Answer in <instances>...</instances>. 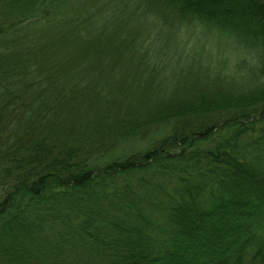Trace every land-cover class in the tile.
<instances>
[{
  "label": "trees",
  "instance_id": "16d2710c",
  "mask_svg": "<svg viewBox=\"0 0 264 264\" xmlns=\"http://www.w3.org/2000/svg\"><path fill=\"white\" fill-rule=\"evenodd\" d=\"M75 1L0 0V264H264V0Z\"/></svg>",
  "mask_w": 264,
  "mask_h": 264
},
{
  "label": "rangeland",
  "instance_id": "374dc122",
  "mask_svg": "<svg viewBox=\"0 0 264 264\" xmlns=\"http://www.w3.org/2000/svg\"><path fill=\"white\" fill-rule=\"evenodd\" d=\"M78 1L79 0H76L75 2H78ZM85 7H86L85 9H87V13H95L94 10H93L94 7H95V3H87ZM209 39H210V41L212 43H214V45L218 44L219 48L221 47L222 49H224L225 44H224L223 39L220 40L219 42H218V40H217V38L215 36L209 37ZM203 44H204V40L203 39L198 41V46L199 47H202ZM231 48H234V46H232ZM169 131H168V128L166 127L163 130L160 129L154 136L156 138H158V137L168 133ZM147 144H148V139H147V142H146V141H141L140 137H137L136 139H134L132 141H129L124 148H120L119 152H120V154H122V153H132L135 150L144 149L143 147H145ZM94 156H96V155L94 154Z\"/></svg>",
  "mask_w": 264,
  "mask_h": 264
},
{
  "label": "bare ground",
  "instance_id": "6f19581e",
  "mask_svg": "<svg viewBox=\"0 0 264 264\" xmlns=\"http://www.w3.org/2000/svg\"><path fill=\"white\" fill-rule=\"evenodd\" d=\"M168 131H169V128H168Z\"/></svg>",
  "mask_w": 264,
  "mask_h": 264
}]
</instances>
